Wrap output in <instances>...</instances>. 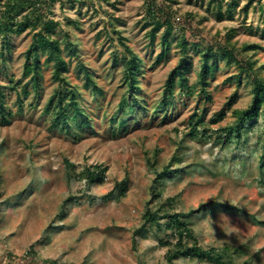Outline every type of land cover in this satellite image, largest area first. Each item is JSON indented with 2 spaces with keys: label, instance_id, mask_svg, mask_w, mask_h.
Masks as SVG:
<instances>
[{
  "label": "rangeland",
  "instance_id": "374dc122",
  "mask_svg": "<svg viewBox=\"0 0 264 264\" xmlns=\"http://www.w3.org/2000/svg\"><path fill=\"white\" fill-rule=\"evenodd\" d=\"M144 1H54L47 16L58 21L55 33L67 62L63 81L53 77L44 55L41 88L23 76L33 29L12 34L10 55L0 54V264H170L172 230L143 219L147 206L157 209L168 197L174 203L165 207L186 212L183 218L201 246L238 248L223 253L222 264H264V181L255 133L249 132L252 139L244 148L234 149L223 132L233 108L249 103L251 82L230 79L236 66L221 60L208 76L212 100L205 101L198 90L199 56L189 49L193 65L186 76L192 91L177 81L165 103L164 82L178 61V45L173 40L164 60L155 63L160 47L149 44ZM174 1L177 31L188 38L220 40L230 33L238 46L258 43L252 57L263 64L264 76V0H238L232 18L216 13L218 2L224 11L230 0ZM68 38L77 41L76 50ZM128 47L144 61L137 78L146 109L123 115L118 103L129 97L123 79ZM11 77L22 80L14 86ZM72 85L79 87L81 106L93 123L80 131L74 124L55 125L56 107L45 109L50 96L58 90L66 94ZM222 109L224 117L212 123ZM201 112L205 122L197 126L199 135L186 134ZM154 149L158 169L173 156V166L182 167L157 182L159 199L151 193L157 171L146 158ZM92 164L107 169L101 182L87 186L73 173ZM122 180L127 187L119 195L115 185ZM172 264L217 263L178 256Z\"/></svg>",
  "mask_w": 264,
  "mask_h": 264
},
{
  "label": "trees",
  "instance_id": "16d2710c",
  "mask_svg": "<svg viewBox=\"0 0 264 264\" xmlns=\"http://www.w3.org/2000/svg\"><path fill=\"white\" fill-rule=\"evenodd\" d=\"M56 0H0V54L3 59L11 53L12 34H20L28 29H33L28 47L24 52L23 76L31 77L37 86L41 88L43 74L41 70L42 55L43 60L47 62L53 69L52 75L58 80L63 79V73L67 71V62L63 55V48L60 44V35L55 33L57 20L47 16V10ZM66 1V0H61ZM72 1V0H70ZM148 13L147 24L150 29L148 32L149 44L154 47L158 43L160 49L156 54L155 63H158L166 57V53L173 40L178 45L179 57L177 63L171 68L164 82L163 97L166 103L168 97H172L175 92L177 81L187 92H191V87L187 83V73L193 65V56L189 49L199 56V68L196 71L198 82L200 85L199 93L205 101L212 100L209 90L208 76L214 72L221 60L227 65L234 64L235 71L229 75L230 79L239 84L242 79L246 78L251 82V98L249 103L243 108H233L232 121L224 126L223 132L226 141L231 142L234 149L244 148L247 141L252 139L249 132L255 133L254 143L259 148L258 152L260 181H264V76L261 74L263 64L257 65V60L252 57L253 52L260 47L258 43H243L236 45L231 41L230 33L225 34L220 40L194 39L188 38L185 32L177 31V26L174 22V16L177 10L172 8L174 0H145ZM238 0H230L227 2L226 9L222 10L220 2L217 3V17L227 15L232 18V6L237 5ZM248 4L243 6V11L247 12ZM264 15V6L262 8ZM188 16H191L190 14ZM264 20V17H263ZM233 30V29H231ZM179 32V33H178ZM120 34L119 31H117ZM67 35H69L67 33ZM68 43L73 46V50L77 49V41ZM129 48V47H128ZM130 56L124 59L123 79L129 89V97H123L118 103V108L123 111V115L134 113L137 109H146L145 98L140 96L141 84L137 78L144 67V61L141 56L134 52L131 48ZM87 74L90 72L87 70ZM22 78L11 77L10 81L16 86ZM13 86V87H14ZM67 93L58 90L55 94L49 97L46 104V111L50 107L55 106V116L53 123L63 126L74 124L80 131L85 124H92V119L81 106V91L77 85L66 87ZM138 91V92H137ZM235 92L230 95L228 104L234 100ZM134 106L136 108H134ZM164 115L167 112V107L163 108ZM225 115L222 109L215 114V117L210 121L216 123ZM204 112L198 114L196 122L190 127L186 134L190 136H198L197 126L199 123H204ZM114 119V118H113ZM122 116L120 124L125 121ZM221 137V136H220ZM158 150L154 149V153L149 155L146 152L147 163L156 169L155 178L151 185L152 197L159 199L162 194L158 183H161L164 178L171 177L182 167H174L172 160L175 156L164 164L160 169L157 167ZM107 166L103 164H92L86 166L84 170L78 173H73V176L78 180H84L87 186L101 182L104 178ZM118 188V194L123 195L127 187V180H122L115 185ZM114 191V189L112 190ZM150 201V200H149ZM166 203V204H165ZM174 203L173 197H168L160 202L157 209L147 206L143 213L144 223H156L161 227H167L172 230L174 240L171 242L166 257L168 263L172 264L173 260L178 256H190L193 258H209L217 264L223 263V253L235 254L237 251L232 249L227 244L223 248L216 246L203 247L201 246L192 228L184 220L183 216L186 212H173L165 207ZM215 205H224L230 207V204L224 202H214ZM63 207L61 213L64 214ZM165 219L164 222L160 220ZM145 224H143L144 226ZM141 230H137L138 232ZM169 243V242H167ZM33 247V245L31 246ZM52 260L50 264H54ZM246 264L247 261L243 262Z\"/></svg>",
  "mask_w": 264,
  "mask_h": 264
}]
</instances>
